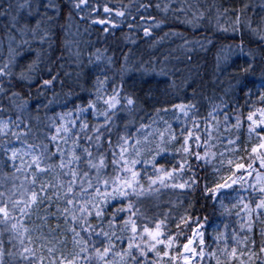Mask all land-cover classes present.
<instances>
[{
  "label": "snow or ice",
  "instance_id": "1",
  "mask_svg": "<svg viewBox=\"0 0 264 264\" xmlns=\"http://www.w3.org/2000/svg\"><path fill=\"white\" fill-rule=\"evenodd\" d=\"M0 264H264V0H0Z\"/></svg>",
  "mask_w": 264,
  "mask_h": 264
},
{
  "label": "trees",
  "instance_id": "2",
  "mask_svg": "<svg viewBox=\"0 0 264 264\" xmlns=\"http://www.w3.org/2000/svg\"><path fill=\"white\" fill-rule=\"evenodd\" d=\"M113 2H115V0H113ZM172 29L175 31L183 32L184 35L186 36L193 35L190 31L186 30L184 25H177L173 23ZM168 31H170V29L168 27H165L163 28V31L158 32L157 35L162 36L164 32H168ZM126 33H128L127 28L124 29V33L116 32L115 33L116 39L110 38L109 44L112 45L114 48H117V52H116L117 55H119L122 52L128 55L131 58L133 63H137L140 60H144L145 62L149 60H153V61L158 60V59L162 60L163 56L167 54L169 50L173 49L176 46V44L180 43V41L178 40L175 43H172V41L164 40L162 42L163 46H160V45L152 46L151 44L147 42L145 38L140 37L137 40V44L134 45L126 40L121 42V40L118 39L122 37L123 34H126ZM97 34H99V29L94 28L91 30L90 35L85 36L83 39L85 41H90L96 47H99L103 50L106 47H108V45L103 43L104 38L102 34L100 35V42H97ZM203 34L204 33L196 32L194 35L196 38H201ZM207 34L211 35V33H207ZM228 35H231V34H228ZM228 42H231V41H228ZM252 47H255V45H252ZM108 54H112V53L109 52ZM199 62L201 65H204L206 68V71H202L201 75L204 77V80H203L204 91H205V94H207L213 90V84L215 83V78L211 76L212 63H213V52L211 51L201 52L200 57H199ZM241 62H242V58H241ZM180 67L183 68L184 65H180ZM65 70L69 74H75V72L77 71L76 67L74 66L73 62L70 59L67 60V62L65 63ZM160 79H163V78H160ZM170 79L175 80L177 85H179L180 83L179 75L170 77ZM161 87L163 88L165 86L162 85ZM219 87H221V85L217 84L216 88H219ZM55 91L57 93H60L61 89L58 85ZM64 91L68 92L70 90L65 89ZM188 91L189 93H191V89H188ZM79 95H82V93L79 90H73V94L67 97V100L69 102L68 104L69 107H71V101L75 100L76 96H79ZM45 96H47L48 98H51L52 93L47 92L45 93ZM40 99L43 100L44 97H41ZM64 102H65L64 99L61 98V100L58 103L63 104ZM75 102L82 103L81 100H75ZM56 110L59 111L60 108L57 107ZM209 211H211V209H209ZM209 243H211V241H209Z\"/></svg>",
  "mask_w": 264,
  "mask_h": 264
},
{
  "label": "rangeland",
  "instance_id": "3",
  "mask_svg": "<svg viewBox=\"0 0 264 264\" xmlns=\"http://www.w3.org/2000/svg\"><path fill=\"white\" fill-rule=\"evenodd\" d=\"M230 34V33H229ZM168 41H171V39H168ZM176 47V46H175ZM175 47L173 49H175Z\"/></svg>",
  "mask_w": 264,
  "mask_h": 264
}]
</instances>
